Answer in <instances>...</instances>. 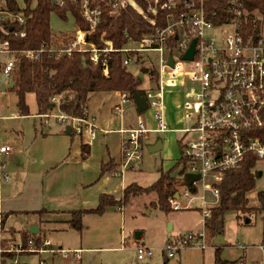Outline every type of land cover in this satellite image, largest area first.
I'll list each match as a JSON object with an SVG mask.
<instances>
[{"label": "built area", "instance_id": "obj_1", "mask_svg": "<svg viewBox=\"0 0 264 264\" xmlns=\"http://www.w3.org/2000/svg\"><path fill=\"white\" fill-rule=\"evenodd\" d=\"M50 1L59 9L66 8L68 4L77 6L86 29H80L74 22V32L61 33L55 44L24 51L29 61H37L44 53L52 54L56 59L77 52L86 53L89 62L100 64L103 75L107 77L109 53L122 54L124 67L137 66V57L141 53H159L156 78L152 81L146 76L147 83L141 89L156 127L152 131L147 129L145 120L139 117L134 127L120 131L123 135L120 173L134 170L131 163L140 161L144 137L150 132H169L165 128L164 95L168 89L183 88L189 81V89L182 94L183 113L180 119L186 122L187 128L173 132L181 134L179 141L181 156L186 164L185 181L187 175H194L197 180L190 187L185 183L175 194L178 200L174 195L168 203L177 212L192 209V202L198 199L204 222L209 218L210 207L218 203L219 193L215 186L221 182L225 171L238 169L247 155L253 156L257 163L264 161V22L255 27L252 36L249 35L243 28V9L239 0H130L142 13L129 0ZM6 2L0 0V33L3 35H8L6 26H23L25 23L20 16L6 11ZM127 9H133L145 25L149 23L136 32L142 35L140 39H134L125 32V42L118 49L113 48L103 33L97 43L92 41L104 11L116 16ZM17 35L24 37V33ZM192 43V58L185 61L183 57L189 54ZM3 56L9 58L3 59ZM13 67L9 44L0 38V85L8 84ZM118 98L120 102L113 107V111L121 114L129 98L120 93ZM50 101L57 103L53 98ZM54 117L58 123L68 120L71 131L79 137L85 133L90 140L94 139L96 127L88 115L79 119ZM187 135L189 137L184 139ZM10 152L8 146L0 147V169L4 168L2 156ZM1 179L4 182L9 180L6 173H2ZM206 181H210L209 184ZM199 185L203 194L198 197ZM190 188H194L193 192ZM204 193H210L213 200L208 202ZM182 197L188 198L183 208L178 204ZM39 245L35 246L31 239L26 243L19 241L8 245L0 242V257L4 253L18 256L22 253L57 252L65 258L67 253L51 248L50 242L45 239ZM188 248L203 250V233L186 232L169 239L163 245L162 254L173 259L175 253ZM133 250L136 257L133 264H141L152 256L151 249L139 241H134ZM13 261L17 263L16 259Z\"/></svg>", "mask_w": 264, "mask_h": 264}, {"label": "trees", "instance_id": "obj_2", "mask_svg": "<svg viewBox=\"0 0 264 264\" xmlns=\"http://www.w3.org/2000/svg\"><path fill=\"white\" fill-rule=\"evenodd\" d=\"M19 5L17 0H7L6 11L13 15L20 16L24 25L6 26L8 35L0 33V38L7 41L13 54L14 67L10 76L8 91L16 97V107L21 116L28 115V107L25 97L28 94L34 95L36 101L37 115H47V112L56 108L61 115L69 118H84L90 97L95 93L117 92L126 94L133 102V95L143 98L141 78L132 75L127 67L122 66L123 55L119 52L109 53L107 56L108 75H103V67L100 64L92 65L86 53H73L70 56L55 58L54 55L44 53L37 61H29L23 52L29 49L39 50L55 44L58 37L51 31L50 17L55 14L59 20L68 21L71 17L76 25L85 30L79 10L74 6L67 5L66 8H58L50 0H36L35 6L31 5V0H21ZM243 9V28L252 36L255 27L264 22V0H239ZM101 23L93 34L92 41L97 43L101 33L106 40H110L114 49L120 48L125 40V32L131 34L134 39L141 36L136 32L144 28L149 23L143 21L133 9H127L113 16L109 11H104ZM24 33L20 38L17 34ZM139 57H137V63ZM84 64V65H83ZM150 77L152 81L156 78V71L152 68H140V73ZM57 100L52 103L50 99ZM50 107H52L50 109ZM72 134V133H70ZM180 157L172 170L159 173L157 181L145 188L132 183L123 191L120 198L115 196L100 194L97 206L94 209H82L78 211H68L69 215L65 222L70 228L77 232L83 230L82 219L84 215H103L109 210H122L130 205L131 201L140 196L154 193L156 201L148 206L158 209L160 212L170 213L172 208L168 203L169 198L174 197L178 191V182L173 172L184 173L186 164L181 156L182 148L180 141ZM89 155L87 146H81V158L85 159ZM257 161L247 155L240 167L236 170L225 171L223 178L217 184L216 190L219 193V200L216 206L210 209L211 216L204 221L206 230L210 229L213 235H221L223 228V217L227 212L251 213L260 215L264 227V189H257V208L249 206L248 194L254 191L259 177L256 170ZM118 164L112 160L102 163L98 178L105 174H114L118 171ZM176 174V175H177ZM39 217L51 215L53 212L40 210L34 212ZM34 214V215H35ZM4 220L0 222L2 228ZM19 241L26 243L31 239L35 246L39 247L42 237L40 234L32 236L27 230H20ZM224 246V245H223ZM223 246H215L214 264H237L238 261L223 260L219 251ZM19 256V255H18ZM17 256L12 253H4L0 257V264H14ZM16 264H25L17 262Z\"/></svg>", "mask_w": 264, "mask_h": 264}, {"label": "crops", "instance_id": "obj_3", "mask_svg": "<svg viewBox=\"0 0 264 264\" xmlns=\"http://www.w3.org/2000/svg\"><path fill=\"white\" fill-rule=\"evenodd\" d=\"M146 83L147 77L145 76L144 79H142V86L140 89H142ZM3 86L5 87V90L8 91L10 81L7 85L4 83ZM118 94L119 93L117 92L95 93V95L90 97L86 115L93 120L96 132H116L120 135L119 140L121 142L123 135L120 131L128 130L129 128L134 127L141 115L136 113L135 105L134 107H130L131 100L129 99L126 104V109H123L124 112L121 113L120 119H118L117 128H109L111 121L105 122L104 127L106 128H104L100 115L98 114L101 110L100 107L101 105L102 107L106 105V110L108 109L110 115H118L119 113L113 111V107L120 102ZM28 95H26V97ZM0 100H3V98L0 97ZM96 103L100 105L93 108ZM27 107V116H21L19 112L11 117L0 115V147L8 146L11 150L10 154L2 156L4 168L0 169V222L4 220L3 226L0 230L5 231L4 233H7L9 237L11 236L16 238L14 241L17 242H19V236L17 233L20 230H27L29 232V227H37V234H40L43 240H46V232H51V230L64 232L72 230L77 236L75 237L77 240L76 244H69L65 248H63V244L61 243H56L55 246L51 243V248L67 252L65 254V258L57 252H53L52 254L36 253L39 255L38 263L36 264H55V259L60 260L59 264H82L83 262L82 259H80V255L84 254L83 256H85L87 253L97 250L91 249L89 245H101L99 246L101 247L99 249L110 250L112 248L109 247H112L118 239L120 240L119 242H122L123 240L127 239L128 241L129 238H132V248L134 241H139L141 245H144L146 248L148 247L151 251H153L152 248H157V246L158 248L163 247L164 243L171 238H176L186 232H193L192 230L195 231L199 229L198 223L199 220L201 221L202 217L198 206H195L194 209L190 211L187 210V212H180L178 214L176 211L166 214L164 212H160L156 208L148 209V206L156 201V194L154 193L146 194L134 199L131 201L129 206L121 211L114 209L109 210L103 215H84L82 219L83 230L81 232L75 231L68 225V228L61 227L60 223H65L69 217L66 212L78 211L82 209H94L97 206L100 194L120 198L122 196V191L129 186V184L135 183L139 185L140 178H137L138 175L128 176V174H124L130 169L124 173H120L118 169V171L113 175L105 174L104 176L98 178L102 163L112 160L115 164H118V168L121 166V146L118 159L110 157L107 153V158L105 160L101 158L97 162L98 164L93 172L88 174V167L91 168L92 164H88L87 161L93 152V147H91L89 141H94L96 136L93 140H90L85 133L79 137L80 143L78 144L80 153L82 145L87 146L89 149V155L85 159L81 158V154L76 156L73 160L68 156L62 159L63 155H57L50 151L46 154L40 153L38 149L39 147L45 148L52 146L51 143H48V145L46 143L48 139L52 137V134L49 133V130L45 129L47 121H43V119H46L42 117L44 115H37V112L35 115H30L29 106L27 105ZM53 110H56V108ZM51 111L47 112V114H51ZM33 116L35 117L33 118L30 135L27 134V132L24 133L20 130L14 131L10 128L6 131V128L2 126L4 122L14 121L16 119L20 121L26 118L32 120ZM150 116L152 118L151 113ZM38 118L39 129L36 128V119ZM68 128L70 129L69 124L68 126H65L64 134H73L71 129L69 133L65 132ZM2 129H4V133H2ZM171 132L172 131L169 129L168 133ZM61 170L63 171L62 180H64V182L66 179L71 180V182L69 181L70 183L68 182L66 189H62L58 186L60 182L57 186L54 185L58 182L57 178L54 180L49 178L52 174ZM2 173L7 174L9 178L8 181L4 182L1 179ZM95 177L96 179L94 180ZM158 178L155 181H157ZM96 180L99 182V185L97 184V186L94 185ZM155 181H153V183ZM146 186L149 185L141 187L145 188ZM92 189L95 190L93 191ZM87 191H93L96 195V205L87 207V205H85L87 201L83 200L81 202V200L85 199L86 196H91V192L87 193ZM40 210L53 213L48 216L39 217L34 212ZM194 220H196V222L191 224V221ZM123 232L127 233V236H122ZM136 232L140 233L138 240H135L134 238V234ZM263 246V244H259L261 252L263 251ZM214 249L215 248L212 245L211 250H209L206 255H203L202 253V264H205V262L206 264H214ZM239 249L241 248L239 247ZM241 250H243V257H240L239 260H235L238 261L237 264L245 263L246 255L244 254V250L246 249L242 248ZM72 251H74V253ZM36 254L22 253L15 259L20 263L21 261H19V257L21 255ZM43 255H49L48 260L42 257ZM168 260L170 259L163 256L164 264H166ZM49 261H51V263ZM178 263L180 262L178 261Z\"/></svg>", "mask_w": 264, "mask_h": 264}, {"label": "rangeland", "instance_id": "obj_4", "mask_svg": "<svg viewBox=\"0 0 264 264\" xmlns=\"http://www.w3.org/2000/svg\"><path fill=\"white\" fill-rule=\"evenodd\" d=\"M18 4L21 5L22 1L17 0ZM130 3L135 7V9L142 13V10L139 9L134 5L133 2L129 0ZM36 3V0H31V5L34 7ZM68 21H62L59 20L58 17L55 14H52L50 17V28L51 31L58 35H61V33L65 34H72L75 30L74 28V20H72L71 17L67 18ZM166 57V55H164ZM3 59H7L9 57H2ZM158 59H159V53H141L139 56V62L137 63V66L132 65L127 67L128 71L136 76L138 75L141 80L144 79L146 76L143 72L140 73V68L148 67L152 68L155 71L158 70ZM189 89V81L187 82L186 86L183 88H177L174 87V89H168L167 93L164 95L165 97V128L170 129L171 133H149L144 139L141 141V159L138 163H131L132 166H134V170H129L128 172L124 174L129 175H138L137 178H140V186L150 185L158 178L159 173L161 172H167L169 170H172L174 166L176 165L179 157H180V146L178 144V140L181 137V134L178 132H173L176 129H185L187 128V124L185 121L180 120L182 115V100H183V92L187 91ZM0 97L3 98V100H0V115L11 117L13 115H16L18 113V110L16 108V97L13 93L10 91L8 92L5 90V87L3 86V83L0 85ZM27 105L29 106V114L35 115L36 114V103L34 101V95L31 93L26 97ZM100 104L96 103L93 108L99 106ZM127 105L123 106V109H126ZM134 107V102L131 101L130 107ZM104 108V109H103ZM100 111L98 114L100 115V119L102 121L103 127L105 126V122H110L109 128H117L118 125V119H120L121 114H111L109 113L108 109L106 110V105L104 107H100ZM50 116L46 119H43V121H47V126H45L46 130H49V133L52 134V137L48 139L46 142L51 143L52 146H48L45 148L39 147V152L42 154H46L49 151L53 152L55 154L63 155L64 159L66 156H68L70 159H75L76 156H79L80 150H79V143L80 138L75 133L73 134H64V128L65 126H68L69 121L65 120L63 123H58L57 119L54 116H64L61 115V113L56 109L50 112ZM54 115V116H53ZM123 116V115H122ZM31 119H22L21 121L16 119L14 121H7L4 122L2 126L6 128V131L10 128L11 130H20L24 133L27 132V134L30 135V132L32 130V123L33 118ZM142 119L145 120V126L149 130H155V123L153 122V119L150 116L149 110H145L141 114ZM13 119V118H12ZM152 119V121H151ZM3 128V127H2ZM36 128L39 129V118L36 119ZM106 128V127H104ZM108 130V128H107ZM2 133H4V129L1 130ZM108 134V135H106ZM96 139L94 141H89L91 144V147H93V152L88 159L87 163L92 164L91 168L88 167V174L93 172L97 162L103 158L105 160L107 158V153L110 155V157H115L118 159L120 154V135L116 132L112 133H103V132H96L95 133ZM189 135L185 136V138H188ZM157 141H161L162 149L159 152L155 153H149L147 151L148 147L155 144ZM64 145V146H63ZM52 148V149H50ZM119 170H121V166L119 167ZM256 170L261 171L262 177L257 181L256 188L254 191L248 194V202L249 206L252 208H257V199H256V193L257 189H264V161L260 160L258 161L256 165ZM63 171H59L57 173L52 174L49 178H52V180L56 179L58 182L54 184L55 186L60 184L62 189L67 188L68 182L71 180L66 179L65 182L63 179ZM174 176H176V180L178 182V190H181L183 185H185V176L184 173L177 174L176 171L173 172ZM177 174V175H176ZM97 177V176H96ZM94 178V180L96 179ZM48 178V179H49ZM41 182V181H40ZM47 182V181H46ZM45 182V183H46ZM69 182V183H70ZM210 181H206V184H209ZM99 182L96 180L94 182V185L97 186ZM119 183V182H118ZM99 185V184H98ZM96 188V187H95ZM113 188V187H112ZM93 191L95 189H92ZM119 190V188H118ZM117 190V191H118ZM93 191H87V193L91 192V196H86L85 199H82L81 202L87 201L85 205L87 207H91L96 205V195ZM198 197L203 194L200 189V185L197 188ZM79 195V194H78ZM80 196V195H79ZM204 196L206 197V200L208 202L212 201L213 198L210 193H204ZM188 198L182 197L178 204L180 207L183 208V206L186 205ZM200 201L198 199H195L192 204L191 208L194 209L195 206L199 207ZM212 206L210 207V209ZM187 209V210H192ZM187 210H179L176 212L177 214L180 212H187ZM174 212V211H173ZM199 212L201 214V210L199 209ZM211 216V212L209 215V218ZM208 218V219H209ZM206 219V220H208ZM205 220V221H206ZM196 220L191 221V224H194ZM61 227L68 228L67 225L63 222L60 223ZM199 229L192 230L193 232H200L203 233V239L205 240V248L203 250H200L199 248H188L184 250H180L179 253H175L174 259L168 260L166 264H202V256L206 255V253L211 250L212 248V241L215 235L212 234L211 230L205 228V223L203 222V219L201 218V221L199 220ZM0 230V242L2 244L8 245V244H14L17 243V241H14L13 237H9L7 233H4L5 231ZM127 233L123 232V235H126ZM222 238L226 242L223 247H221L219 251V255L223 260H229V261H235L239 260L240 257H243V250L242 248H245L244 254L245 257V263L244 264H264V248L261 252V249L259 248V244L264 245V227L263 223L261 222L260 215H255L251 213H237V212H227L223 217V228H222ZM127 236V235H126ZM5 237V238H4ZM76 233L72 230H67V232L64 231H54L51 230L46 232V240L52 243L53 246L56 245V243L63 244V248L67 247L69 244H76ZM120 240L115 242V244L112 245V248L110 250H104L99 249L101 245L97 246L95 244L89 245L91 249H97L96 251H91L87 253L85 256L80 255V259H82V264H133L136 261L135 257V251L131 247V241L132 238L127 241L123 240L122 242H119ZM239 247L241 249H239ZM264 247V246H263ZM99 249V250H98ZM152 256L151 258H148V260L141 262V264H164L163 263V256H162V249L161 248H152ZM203 253V255H202ZM263 253V254H262ZM263 255V256H262ZM38 256L39 255H21L19 257V261L25 263V264H36L38 263ZM45 259L48 260L49 255H43ZM55 264H59L60 260L55 259ZM178 261L180 263H178ZM51 263V261H49ZM206 264V262H205Z\"/></svg>", "mask_w": 264, "mask_h": 264}, {"label": "water", "instance_id": "obj_5", "mask_svg": "<svg viewBox=\"0 0 264 264\" xmlns=\"http://www.w3.org/2000/svg\"><path fill=\"white\" fill-rule=\"evenodd\" d=\"M52 3V2H51ZM192 46H193V43L192 45L190 46V51H189V54L184 56L183 59L185 61H189L191 60V56H192ZM84 65V64H83ZM170 65H171V62H170ZM10 86H11V83H10ZM133 101H134V105H135V108H136V113L141 115L146 109H147V103L145 101L144 98H141L139 97L138 95H133ZM52 107H50L51 109ZM70 129H66V133H69ZM162 149V145H161V141H157L155 144L151 145L148 147L147 151L149 153H155V152H159L160 150ZM258 175L259 177L262 175L261 174V171H258ZM197 180V177L196 176H191V175H187L186 177V184L187 186H191L193 184L194 181ZM194 188H190V191L193 192ZM175 199L178 200V195H175ZM29 233L32 235V236H35L38 232V229L37 227H29ZM139 235L140 233L139 232H136L134 234V238L135 240H138L139 239ZM225 241L224 239L222 238L221 235H215L214 238H213V241H212V244L215 245V246H222L224 245Z\"/></svg>", "mask_w": 264, "mask_h": 264}]
</instances>
